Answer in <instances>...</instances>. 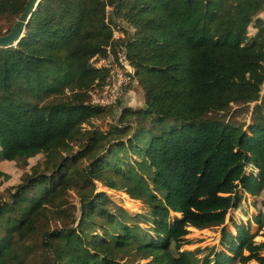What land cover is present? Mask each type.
Segmentation results:
<instances>
[{"label":"trees","instance_id":"16d2710c","mask_svg":"<svg viewBox=\"0 0 264 264\" xmlns=\"http://www.w3.org/2000/svg\"><path fill=\"white\" fill-rule=\"evenodd\" d=\"M112 1L134 28L125 56L131 84L143 95L138 110L122 107L118 115L119 122L131 119L134 125L124 141L119 137L128 125H95L114 107L91 104L105 73L88 68L87 60L102 54L109 40L101 0H40L23 36L0 47V178L7 174L3 165L24 167L37 154L42 159V170L30 167L0 201V264H23L25 242L33 235L42 242L39 264H196L197 248L180 250L188 227H220L227 252H214L201 264H225L230 255L242 264H263L264 240L255 242L249 226L264 228V115L246 130L219 115L259 98L264 20L258 14L264 0ZM26 3L0 0V34L11 31ZM251 24L256 30L248 35ZM63 61L71 76L38 103L6 96L14 81L35 84L41 65ZM94 182L147 206L143 220L153 235L130 225L137 215L119 207L107 212L110 198L95 191ZM67 191L78 202L74 226L76 216L72 211L64 217L60 200ZM246 194L258 213L246 224L231 221L235 232L227 231L226 214ZM45 211L56 227L44 222Z\"/></svg>","mask_w":264,"mask_h":264},{"label":"rangeland","instance_id":"374dc122","mask_svg":"<svg viewBox=\"0 0 264 264\" xmlns=\"http://www.w3.org/2000/svg\"><path fill=\"white\" fill-rule=\"evenodd\" d=\"M104 3V11L106 22L109 28V37L111 36L112 30L115 29V24L119 23L123 26H126L127 29L132 30V34L134 32V28L125 20L120 18V14H117V9L115 6L116 1L112 0H101ZM258 16L264 20V9L262 12L258 14ZM254 26L251 24L247 27V34L251 35L255 32ZM124 38L128 37V32L124 28L121 29ZM105 45V44H104ZM43 75L36 79V83L33 84L26 79L16 80L11 84V89L6 96L17 102L22 103L28 106H32L35 103H38L40 99L48 96L53 91L57 90L61 83L67 82L68 78L72 74L71 65L69 62L63 61L60 65L53 66L51 64H44L40 67ZM136 80V78H135ZM126 93L118 104L116 108H109V115H106L103 119L95 121V125L100 127L102 130H106L110 128L111 124H115L119 130L123 129L124 125H128L129 128L127 131L121 135L119 138L121 140H126L129 137L131 132L134 130L133 121L129 119L128 121L119 122L117 120L118 115L122 109V107H130L133 110H138L139 107L143 105V95L140 88L137 86L136 82L132 84H128L125 87ZM259 114L264 115V82L259 88V98L254 102H250L242 105H232L228 110L220 113L219 118L223 119L226 123H235L239 124L243 130H246L247 126L256 118ZM130 159L135 158L132 154H129ZM37 165L42 170V159L41 154H37L34 157L28 159L27 165L24 167H16L12 163L3 165L2 169L6 171V176L4 178H0V201L8 199V193L13 191V188L16 184L22 182V176L25 173L30 172V167ZM249 171V169H245V172ZM95 183V191H103L110 198V202L106 204L105 209L109 213H114V210L119 207L126 211L131 216H138L137 221H131L130 225H139L142 227L146 233L149 235H153L152 231H150V223L148 221H144L143 219H148V207L141 204L138 200L131 199L120 190H110L105 187H102L97 182ZM263 193L257 199V204L259 201H262ZM128 199H131L130 201ZM60 200L62 201L63 208L65 209L64 217H68L69 213L73 211V214L76 216L73 221V226L76 224L78 212L73 209V206H77L78 202L75 195L70 192H60ZM254 198H247L242 200L237 209L231 211V214H226V219L229 222L236 220V223L246 222L247 218L249 219L253 215H256L259 211L257 205L252 206ZM263 202V201H262ZM259 208L264 217V206L260 205ZM44 215L47 216V219L44 221L48 224L49 228H54L58 225L57 222L53 221L51 217V213L45 211ZM173 215V214H172ZM179 215V214H176ZM61 218V216H55ZM251 219V218H250ZM264 219V218H263ZM67 223H71L69 218H66ZM264 222V220H263ZM97 227L98 225L95 224ZM103 227H106L104 225ZM219 228L220 227H212L205 229H196L192 227H188V233L185 235L188 240L187 243L183 244L180 247V250H194L198 249L195 256L198 259L196 264H201L204 258L212 259L214 252L226 251L224 245L220 244L219 241ZM95 231L96 228H94ZM250 233H254L253 240L255 242H259L264 240V228L257 229V226L254 223H251L249 228ZM233 232V230H231ZM234 233V232H233ZM27 246L24 253L26 255L25 262L23 264H39L40 252L42 251V242L39 237H35L33 235L31 238L27 239L25 242ZM227 252V251H226ZM246 254V252H242ZM261 255H264V250L260 252ZM232 258L230 261L225 264H242L239 259L235 256L230 255ZM126 263H131L133 261L132 258L126 257L124 260ZM146 260H140L139 263H144ZM207 264H212L210 261ZM245 264H258L253 260L247 261ZM264 264V263H263Z\"/></svg>","mask_w":264,"mask_h":264},{"label":"built area","instance_id":"2783aa9c","mask_svg":"<svg viewBox=\"0 0 264 264\" xmlns=\"http://www.w3.org/2000/svg\"><path fill=\"white\" fill-rule=\"evenodd\" d=\"M123 28L129 31V37L132 35L131 29L116 23L109 40L103 46V53H95L87 60L88 68L105 73L102 89L91 97L93 105L118 110V104L126 93L125 87L134 80L133 69L125 56L127 37L124 38L122 34Z\"/></svg>","mask_w":264,"mask_h":264},{"label":"water","instance_id":"95a60500","mask_svg":"<svg viewBox=\"0 0 264 264\" xmlns=\"http://www.w3.org/2000/svg\"><path fill=\"white\" fill-rule=\"evenodd\" d=\"M39 2L40 0H27L25 7L19 13L11 31L6 34H0V47L14 45L23 36L24 26Z\"/></svg>","mask_w":264,"mask_h":264},{"label":"crops","instance_id":"0c3cea01","mask_svg":"<svg viewBox=\"0 0 264 264\" xmlns=\"http://www.w3.org/2000/svg\"><path fill=\"white\" fill-rule=\"evenodd\" d=\"M250 196H248L247 194L245 195V199H247V198H249ZM244 200V199H243ZM242 201V200H241ZM235 210V209H234ZM231 211H233V210H230V214H231ZM234 221L236 222V220L234 219ZM240 223H243V224H246V222H240V220H239V224ZM238 224V223H237ZM250 226H251V224H250ZM249 226V227H250ZM224 227H225V229L227 230V231H230L231 232V230H233V232H235L234 231V228H233V225L228 221V220H226L225 221V223H224ZM232 232V233H233Z\"/></svg>","mask_w":264,"mask_h":264}]
</instances>
